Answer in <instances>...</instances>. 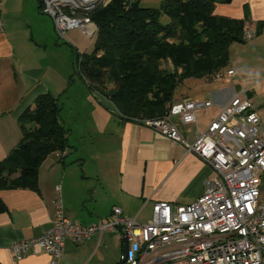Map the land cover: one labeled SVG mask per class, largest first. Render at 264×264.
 <instances>
[{
  "label": "crops",
  "instance_id": "crops-1",
  "mask_svg": "<svg viewBox=\"0 0 264 264\" xmlns=\"http://www.w3.org/2000/svg\"><path fill=\"white\" fill-rule=\"evenodd\" d=\"M40 2H1L0 161L21 141L19 120L34 106L37 97L47 92L60 95L66 85L64 72L48 60L50 45L57 44L51 28L55 24L51 15L41 12ZM215 12L242 19L245 29L259 33L250 39L243 33V41L230 45L228 68L210 82V97H186L213 103L196 112L197 122H179L183 135L185 130L193 134L192 141L186 137L190 143L196 139L197 128L205 130L220 107L237 93L253 100L264 130V0H219ZM45 15L53 22L49 20L46 30L39 24L36 38L31 40ZM230 70L232 74L228 73ZM57 77L59 80L54 79ZM79 96V103L87 99L92 104L87 120L73 130L67 126L77 155L67 153L66 164L55 155L48 157L39 171L40 192L0 191L8 206L7 211L0 213V264H49L51 254L30 251L18 259L11 245L36 238L51 227L58 197L66 215L78 223L107 218L115 206H120L125 216L147 222L154 202L191 203L204 193L207 180L215 174L198 154L153 127L122 117L113 103L100 94L87 91ZM105 234L79 244L68 240L58 264H67L68 257L78 256L82 247L77 245L81 244H85L83 248H88L90 256H95L105 247Z\"/></svg>",
  "mask_w": 264,
  "mask_h": 264
},
{
  "label": "built area",
  "instance_id": "built-area-1",
  "mask_svg": "<svg viewBox=\"0 0 264 264\" xmlns=\"http://www.w3.org/2000/svg\"><path fill=\"white\" fill-rule=\"evenodd\" d=\"M41 2L42 11L53 17L60 36L76 27L90 38L95 36L96 24L88 16L76 13L84 9L81 0ZM256 35L257 30L244 32L246 39ZM212 104L211 100L186 99L174 103L164 116L142 121L183 144L213 168L214 176L207 180L204 193L195 201L154 202L147 222L127 217L120 206H115L107 218L82 224L66 215L58 197L51 227L36 238L13 242V255L21 259L30 251H43L53 256L49 264H58L68 240L79 244L95 235L120 232L128 247H124L119 264H264L261 119L253 100L237 93L220 107L205 130L197 128L195 141L188 142L179 122H197L196 112Z\"/></svg>",
  "mask_w": 264,
  "mask_h": 264
},
{
  "label": "trees",
  "instance_id": "trees-1",
  "mask_svg": "<svg viewBox=\"0 0 264 264\" xmlns=\"http://www.w3.org/2000/svg\"><path fill=\"white\" fill-rule=\"evenodd\" d=\"M218 2L163 0L159 7H143L141 0H111L77 10L78 16H88L96 24L97 31L94 50L82 53L75 74L91 94L111 101L126 119L143 124L144 119L164 116L180 102H175L176 91L186 79L214 81L228 68L230 45L243 41L245 21L217 15ZM162 15L170 21L163 23ZM60 99L50 92L41 94L21 116L23 137L0 161V191L40 192L43 162L55 155L66 164L67 153L76 149ZM7 210L0 195V213Z\"/></svg>",
  "mask_w": 264,
  "mask_h": 264
},
{
  "label": "rangeland",
  "instance_id": "rangeland-1",
  "mask_svg": "<svg viewBox=\"0 0 264 264\" xmlns=\"http://www.w3.org/2000/svg\"><path fill=\"white\" fill-rule=\"evenodd\" d=\"M162 1L163 0H141V5L143 7H159ZM81 2V6H83L85 2L83 0H81ZM45 16L46 19L44 21L38 22L36 34L34 37L31 36V40L34 41L36 38L39 24H41L42 28L46 30L49 25V20L53 22V19L50 16ZM161 21L167 23L170 21V18L167 15H162ZM51 28L54 39L57 40V44L55 42L53 46L50 45L48 60L56 63V68L64 72L67 77L64 90L57 96L61 98L60 102L64 105L62 112L63 119L66 121L67 126L71 127L73 130V127L78 126L79 123L82 124L88 119V111L92 104L87 99H82V104L77 101L80 94L89 90L83 80L80 79L79 75L75 74V64L77 65V60H79L82 53H91L94 50L95 36L90 38L79 27L70 29L66 32L65 36H60L56 26L55 28ZM164 66L168 69H173L169 63H165ZM54 79L59 80V77ZM71 79H73L74 82L69 85ZM210 85L211 83L206 82L205 80L188 78L183 85L181 84L178 87L175 102L183 101L186 99L185 97H189L190 99H206L207 97H210L212 93V86ZM184 136L190 141L193 139V134L191 132L188 133L186 130ZM71 154L77 155L74 151ZM261 193V196L264 199V182L262 184ZM105 235V247L100 248L95 256H90V254H88V248H83L85 244L77 245L78 247H82L79 250V255L68 257L67 264H119L124 249L122 246L123 244L125 246V240L120 232H112Z\"/></svg>",
  "mask_w": 264,
  "mask_h": 264
},
{
  "label": "water",
  "instance_id": "water-1",
  "mask_svg": "<svg viewBox=\"0 0 264 264\" xmlns=\"http://www.w3.org/2000/svg\"><path fill=\"white\" fill-rule=\"evenodd\" d=\"M85 3L83 4L82 8L84 9H92L94 8L96 5L98 4H102V3H109L111 0H105V1H102V0H83ZM125 246L126 248L128 247V241L127 239H125Z\"/></svg>",
  "mask_w": 264,
  "mask_h": 264
}]
</instances>
